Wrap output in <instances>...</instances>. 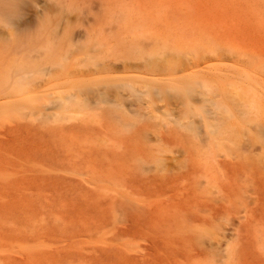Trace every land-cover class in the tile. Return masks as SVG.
<instances>
[{
  "label": "rangeland",
  "instance_id": "rangeland-1",
  "mask_svg": "<svg viewBox=\"0 0 264 264\" xmlns=\"http://www.w3.org/2000/svg\"><path fill=\"white\" fill-rule=\"evenodd\" d=\"M10 10L0 264H264V0H12ZM136 51L169 57L154 78L165 94L121 89L117 111L110 85L142 86ZM21 68V87L4 80Z\"/></svg>",
  "mask_w": 264,
  "mask_h": 264
},
{
  "label": "bare ground",
  "instance_id": "bare-ground-1",
  "mask_svg": "<svg viewBox=\"0 0 264 264\" xmlns=\"http://www.w3.org/2000/svg\"><path fill=\"white\" fill-rule=\"evenodd\" d=\"M11 2L12 0H0V23L3 24V26L5 27L6 29V32L8 33L10 28H11V25H12V12L10 10L11 8ZM98 24V23H97ZM81 34H86L85 32H79V36H81ZM4 36V35H3ZM135 45V44H134ZM2 46V44H1ZM104 46V45H103ZM65 47V46H64ZM168 48V47H167ZM79 50V49H78ZM77 50V51H78ZM76 52V51H75ZM88 53L91 52L90 50L87 51ZM136 57H138V59H136V61H138L135 66L138 70H140L144 75H140V76H143L141 77V79H139L141 82H142V86L140 89H136L134 87V85L136 84L135 81H128L129 83L128 84H123V83H118V82H115L113 83L112 85H110V87L114 88L115 91H116V95H115V98L112 100L113 101V106L115 110L117 111H120V108H122V104L120 103V98L119 96H117V91L121 90V89H125V88H128L130 91H133V92H137L139 94H141L142 96H145L147 97L150 101H151V97L153 95H164V91L162 90V92H159L158 91V88L156 86V81L154 78H156L157 76H159L161 74L160 71H163V68L164 66L166 65V61L169 57L167 56H160V53H155V54H151V55H147V54H141L139 51H136ZM8 54V53H7ZM10 54V53H9ZM8 54V55H9ZM4 55V54H3ZM73 54H71L72 56ZM172 56V55H171ZM6 58V56H4ZM8 58V57H7ZM65 59H68L69 58V55L65 56L64 57ZM9 59V58H8ZM2 67L4 65H1ZM2 69V68H1ZM98 69V68H97ZM4 70V69H3ZM218 70V69H217ZM19 71H21V73L18 72V74L16 73V77H13L11 78V72L10 71H6V74H5V81H9L10 79H12L14 81V83L21 87L25 81H26V78H25V75H26V69L25 68H21ZM60 72V71H59ZM256 74V73H254ZM115 75V74H114ZM120 75V74H119ZM123 75V74H122ZM129 75V74H127ZM135 75V74H134ZM200 75V74H199ZM109 76V75H107ZM112 76V75H111ZM138 76V75H137ZM205 76V75H204ZM237 76V74H236ZM240 76V74H239ZM238 76V77H239ZM103 77V75H102ZM172 76H169V77H166V78H170ZM231 77V76H230ZM249 77V75H248ZM260 77V76H259ZM93 78V77H92ZM241 78V77H240ZM244 78V77H243ZM257 78V77H256ZM261 78V77H260ZM224 79V78H223ZM232 79V78H231ZM237 79V78H236ZM235 79V80H236ZM76 80V79H75ZM234 80V79H233ZM104 81V80H103ZM110 81V80H108ZM238 81V80H237ZM251 81V80H250ZM76 82V81H75ZM82 83H84L82 80H81ZM79 82L78 85H81ZM131 82V83H130ZM239 82V81H238ZM254 82V81H253ZM52 84V83H51ZM73 84V83H72ZM198 85H200L201 88H206V83L205 82H198L197 83ZM250 85V82L247 83ZM74 87L75 85H77V82L76 84H73ZM72 87V86H71ZM77 87V86H76ZM80 88V87H78ZM67 89H70L67 88ZM108 90L109 88H105L104 91L102 93L98 92V97H97V101L98 102H109L108 101V98H107V95H108ZM169 90L170 91H176V87L174 86H171L169 87ZM39 91V90H38ZM206 91H211V90H206ZM7 92V91H6ZM236 92V91H235ZM234 92V93H235ZM243 93V92H242ZM35 94V93H34ZM72 94V92H71ZM245 94V92H244ZM29 95V94H28ZM162 95V96H163ZM69 95L65 96V98L69 99ZM241 97V96H240ZM65 98H61L62 101L66 100ZM195 98V94L193 93H190V92H187V94L185 95V98L184 100H186V103L187 104H190L191 101ZM159 99V98H158ZM201 100H198L200 102V105L199 106H196L195 107V110H197V112H199V114L201 115V117L205 118L207 116V114L209 115V110L207 109V107L203 104L204 102H207L209 99H207L206 95H202V97H200ZM241 101V100H240ZM239 101V102H240ZM184 102V101H183ZM211 106L215 109V110H219L221 105L218 103V102H211ZM229 114L231 115L230 111H228ZM227 118H229V115H227ZM226 120V119H224ZM222 121V124H221V127L223 126V129H229V126L227 124L226 121ZM231 123V122H230ZM194 125V124H193ZM193 125H190V129L191 131L193 132V134H197L199 133L198 132V128L193 126ZM230 125V124H229ZM235 127V126H233ZM232 127V128H233ZM209 129V133L211 135H218L219 134V130H218V124H211L207 127ZM231 128V127H230ZM201 133V132H200ZM199 133V134H200ZM199 139V138H198ZM140 144V143H139ZM51 152V151H50ZM150 160V159H149ZM67 169V168H66ZM183 179V178H182ZM76 256V255H75Z\"/></svg>",
  "mask_w": 264,
  "mask_h": 264
}]
</instances>
